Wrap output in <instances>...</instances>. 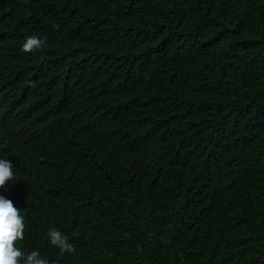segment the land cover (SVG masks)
<instances>
[{
  "label": "trees",
  "instance_id": "trees-1",
  "mask_svg": "<svg viewBox=\"0 0 264 264\" xmlns=\"http://www.w3.org/2000/svg\"><path fill=\"white\" fill-rule=\"evenodd\" d=\"M0 159L49 264H264V0H0Z\"/></svg>",
  "mask_w": 264,
  "mask_h": 264
},
{
  "label": "clouds",
  "instance_id": "clouds-1",
  "mask_svg": "<svg viewBox=\"0 0 264 264\" xmlns=\"http://www.w3.org/2000/svg\"><path fill=\"white\" fill-rule=\"evenodd\" d=\"M45 41L37 36H29L22 44L21 51L33 53L42 50ZM12 163L6 159H0V188L13 180ZM25 223L13 202L0 196V264H49V261L41 257L39 251L33 250L25 254L18 248L17 242L24 239ZM47 239L51 246L60 250L63 255L71 254L75 247L69 242V238L56 228L47 232Z\"/></svg>",
  "mask_w": 264,
  "mask_h": 264
}]
</instances>
